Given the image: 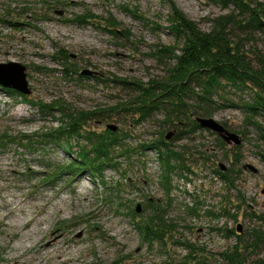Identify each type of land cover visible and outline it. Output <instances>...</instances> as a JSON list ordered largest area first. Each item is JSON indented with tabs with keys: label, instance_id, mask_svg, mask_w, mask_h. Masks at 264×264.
<instances>
[{
	"label": "rangeland",
	"instance_id": "374dc122",
	"mask_svg": "<svg viewBox=\"0 0 264 264\" xmlns=\"http://www.w3.org/2000/svg\"><path fill=\"white\" fill-rule=\"evenodd\" d=\"M170 1L202 31L233 9L215 0H0V63L25 67L28 100L111 109L107 119L86 128L103 132L113 124L130 147L163 135L184 153L188 168L170 175L166 192L157 150L149 147L99 175L65 170L52 180L54 166L73 157L43 142L62 116L0 86V135L9 137L0 145V264H221L220 254L235 247L244 264L264 261V163L255 129L244 124L245 95L219 91L208 107L240 137L238 146L221 145L204 128L173 139L179 128L163 122V111L140 117L131 110L137 84L167 76L172 61L155 52L179 46L168 29ZM113 21L118 25L111 33ZM230 36L250 57L264 56V34L230 29ZM60 49L66 60L57 55ZM186 104L196 107L193 99ZM257 121L264 125L262 117ZM23 135L34 141L29 150L14 143ZM219 164L240 170L231 185L214 172ZM147 201L165 207L170 225L161 241H146L136 227L150 211Z\"/></svg>",
	"mask_w": 264,
	"mask_h": 264
},
{
	"label": "trees",
	"instance_id": "16d2710c",
	"mask_svg": "<svg viewBox=\"0 0 264 264\" xmlns=\"http://www.w3.org/2000/svg\"><path fill=\"white\" fill-rule=\"evenodd\" d=\"M215 1L220 2L223 8L231 5L233 9L231 13L214 19L213 27L208 31L200 30L194 21L188 19L170 1L168 29L179 46H162L155 52L156 57H165L172 61L167 69V76L162 81H151L146 85L137 84L136 96L131 102L134 107L131 110L140 117L148 116L153 111H163L165 116L163 122L179 128L173 138L177 139L184 132L200 129L195 118L211 117L208 107L212 97L219 91L232 89L245 95L240 102L244 124L255 129L261 145L258 155L264 163V125L257 121L259 117L264 119V56L255 54L250 57L241 49L239 42L230 36V29L264 34V0ZM87 15H89L87 18L94 17L91 14ZM117 25V22H111L109 26L111 29L108 31L116 32L114 29ZM58 54L67 59V54L62 49ZM3 89L9 95H15L41 111L55 108L62 116L59 126L45 134L43 142H53L62 149L66 148L73 157L64 166H54L55 169L48 176L52 180L65 173V170L67 173L84 170L92 175L95 173L99 175L108 168H116L120 162L119 158H129L131 154L149 147L157 150L158 163L162 170L161 183L166 192L170 189V175L176 170L182 172L188 169L184 153L174 150L171 147L172 142L165 141L163 135L150 143L141 142L130 147L123 143L124 137L116 132L108 129L96 132L86 128L91 120L107 119L111 109L87 111L69 108L60 103L34 104L25 95L8 88ZM186 99L195 100L196 107L188 106ZM119 107L117 105L115 109ZM190 113L195 116L192 118ZM184 125L185 129L182 128ZM7 139L9 137L6 135H0V145L6 144ZM71 141H75L74 145ZM33 142L28 135H23L14 143L29 150ZM39 142L41 143V140ZM219 142L224 145L223 141ZM63 144L66 146H62ZM239 171L232 168L224 171L218 168L214 172L225 184L231 185L232 173ZM146 205L150 211L136 227L146 241H161L170 225L164 218L165 207L150 201H147ZM189 211L194 212L193 209ZM220 255L223 260L221 264H244L236 247ZM258 264H264V261H258Z\"/></svg>",
	"mask_w": 264,
	"mask_h": 264
},
{
	"label": "water",
	"instance_id": "95a60500",
	"mask_svg": "<svg viewBox=\"0 0 264 264\" xmlns=\"http://www.w3.org/2000/svg\"><path fill=\"white\" fill-rule=\"evenodd\" d=\"M83 75H91L92 72L86 69L81 71ZM0 86L8 88L18 92L22 95L30 93L28 82L26 80L25 67L17 62L0 63ZM195 121L201 128L210 130L216 133L225 144H232L238 146L240 144V137L228 131L221 123L217 122L212 117H196ZM106 128L111 132L116 130V126L113 124H106ZM170 134L165 136V139H169ZM221 170H224L222 164L218 165ZM252 170L253 168L249 166ZM136 212H139V204L135 208Z\"/></svg>",
	"mask_w": 264,
	"mask_h": 264
},
{
	"label": "bare ground",
	"instance_id": "6f19581e",
	"mask_svg": "<svg viewBox=\"0 0 264 264\" xmlns=\"http://www.w3.org/2000/svg\"><path fill=\"white\" fill-rule=\"evenodd\" d=\"M19 111H20V110L17 109V110H16V113H19ZM53 245H54V244H53ZM55 253H57V254H56V257H57L58 259H60L61 261H64V259H62V257H61L60 255H58V249H56V252H55Z\"/></svg>",
	"mask_w": 264,
	"mask_h": 264
}]
</instances>
